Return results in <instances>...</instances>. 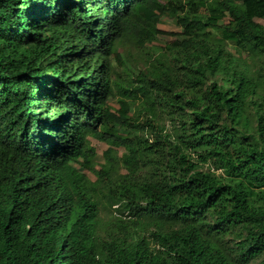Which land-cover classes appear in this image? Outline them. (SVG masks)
<instances>
[{
	"label": "trees",
	"instance_id": "obj_1",
	"mask_svg": "<svg viewBox=\"0 0 264 264\" xmlns=\"http://www.w3.org/2000/svg\"><path fill=\"white\" fill-rule=\"evenodd\" d=\"M257 19L264 0H0V264H264Z\"/></svg>",
	"mask_w": 264,
	"mask_h": 264
},
{
	"label": "rangeland",
	"instance_id": "obj_2",
	"mask_svg": "<svg viewBox=\"0 0 264 264\" xmlns=\"http://www.w3.org/2000/svg\"><path fill=\"white\" fill-rule=\"evenodd\" d=\"M184 1V0H182ZM260 25L264 27V20L257 19L256 20ZM160 30L164 31L166 34L159 37L156 42H154L153 45L157 47H164L169 41L174 40V36L171 34L179 33L181 32V29L177 28L173 22V20H170L168 18H164L161 25L159 26ZM91 145L94 147L98 155H102V153L107 149V146L99 143L97 141L91 140ZM122 153V151H120ZM87 175L94 180V177L87 173Z\"/></svg>",
	"mask_w": 264,
	"mask_h": 264
}]
</instances>
